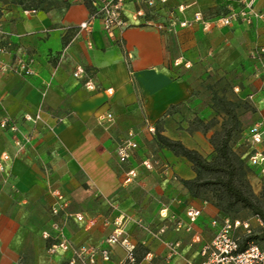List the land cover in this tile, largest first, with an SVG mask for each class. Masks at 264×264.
I'll use <instances>...</instances> for the list:
<instances>
[{
  "label": "crops",
  "instance_id": "1",
  "mask_svg": "<svg viewBox=\"0 0 264 264\" xmlns=\"http://www.w3.org/2000/svg\"><path fill=\"white\" fill-rule=\"evenodd\" d=\"M32 1L0 0V62L12 63L20 57L34 71L28 76L0 72V119L12 118L19 129L14 133L0 128V151L9 155L0 170V264L32 261L26 252L30 241L39 232L55 233L52 222L62 223L64 218L50 215L45 221L48 228L42 230L44 221L40 217L44 204L52 207L66 201L69 210L77 195L93 199L102 195L112 202L102 203L95 212L78 209L71 214L86 213L112 220L121 212L133 219L141 218L154 231L167 225L157 238L141 230L134 221L124 223L127 236L136 243L141 264H183L197 260L202 244L217 231L218 227L211 221L220 216L212 204L193 198L183 187L181 180L195 177L191 163L159 147L154 135L145 130L143 119L150 118L162 135L180 140L186 147L207 156L211 151L207 138L202 135L201 144L195 141L200 136L197 131L175 129L179 127L174 126L178 120L195 112L204 116L209 113V107L197 106L198 99L181 73L188 67L174 62L183 58L191 66V58L203 55L222 74V65L227 63L224 54L235 53L247 57L254 69L253 87L243 91L235 86L239 95L244 93L253 102L255 111L253 121L247 126L249 130L264 117V83L259 70L255 71L263 56H252V51L264 46V20L252 18L249 24L235 21L223 27L212 24L207 29L201 23L184 28L175 25L171 31H161L140 25L144 21L140 18L124 30L116 29L114 38H109L99 20L93 23L90 32L79 31V24L91 13L88 0H41L36 7ZM182 4L184 9L179 12L177 7ZM137 7L133 0L125 2L124 15L128 20ZM254 7L264 13V0H254ZM230 8L238 11L240 5L236 0H167L157 6L153 20L167 21L169 11L174 9L179 19L192 20L194 13L200 11L211 23ZM124 49L130 54L128 63ZM77 66L86 70L87 77H74ZM87 80L93 89L85 86ZM109 88L111 93L106 92ZM37 112L42 117L37 125L23 119L24 115ZM108 113L112 114L110 121L98 119ZM56 118L62 121L57 122ZM130 130L135 132L133 140L138 146L128 163L122 165L116 154L117 142ZM15 139L23 142L21 149L16 147ZM261 145L255 148L264 152V139ZM148 157L168 164L169 174L144 168L141 161ZM127 168H136L138 175L125 185L123 177ZM255 172L256 169L249 180L261 187ZM49 183L53 189L50 187L48 191ZM55 191L61 199L53 194ZM163 208L181 220L184 227L190 225L191 231L184 228L175 231L174 220L159 217ZM189 208L200 211L192 223L186 215ZM73 219L78 230L68 233L66 225L63 229L73 246L106 247L111 224L104 227L99 219L94 227L87 228ZM196 236L198 242L194 241ZM166 242L179 243L178 254L170 259H166ZM47 245L43 238L37 243L50 264L70 257V252L62 251L51 255ZM147 252L153 256L151 260L145 258ZM123 256V248L114 245L110 260L98 257L96 264H118Z\"/></svg>",
  "mask_w": 264,
  "mask_h": 264
},
{
  "label": "built area",
  "instance_id": "2",
  "mask_svg": "<svg viewBox=\"0 0 264 264\" xmlns=\"http://www.w3.org/2000/svg\"><path fill=\"white\" fill-rule=\"evenodd\" d=\"M127 0H88L91 6V13L89 17L81 22L78 26L79 31L90 32L93 23L96 20L101 22L102 28L109 38H114V31L116 29L124 30L126 27L133 24V22L143 18V26H154L161 31H171L175 25L180 27H191L194 23H201L204 29L209 28L212 24L217 27L229 26L235 21H241L249 24L252 18L263 19L264 13L259 12L254 7V0H236L240 5L238 11L230 8L227 13L214 19L211 23L205 20L204 15L197 11L193 15L192 20L179 19L174 9L168 13L167 21L155 22L154 12L157 6L164 5L167 0H133L137 5V9L131 12V20H128L124 15V4ZM184 5H179L177 10L182 12ZM31 12H34L32 10ZM1 32V30H0ZM90 46V44H89ZM124 48V45H121ZM59 55L61 60L64 51ZM2 51V49H0ZM125 61L128 63L130 54L123 50ZM253 57L264 56V46L256 48L252 51ZM175 65H184L190 67L189 62H184L183 58L175 60ZM218 73L219 71L216 70ZM0 72H11L21 76H28L34 73L30 65L20 57H16L12 63H1ZM258 74L261 76L264 83V60L261 59ZM77 79L87 77L86 70L77 66L73 72ZM85 86L93 89L94 86L87 80ZM235 92L239 91L238 87L233 88ZM106 92L111 93V88ZM250 98V97H249ZM112 114L98 116L100 121H110ZM23 119L30 122L34 126L42 121L41 113L37 112L34 115L26 114ZM57 122H61L62 118H56ZM143 126L148 133L154 135L156 132V124L150 118L143 119ZM0 128L10 132L18 133L19 129L16 122L8 117L3 116L0 119ZM135 132L130 130L126 136L120 138L117 142L116 154L120 164L128 163L136 150L138 144L133 140ZM264 139V117L254 122L248 131L244 133L245 145L250 148V155L248 162L252 169H256L255 174L259 177L262 184H264V152L255 148L263 142ZM14 143L18 149L23 147V142L20 139H15ZM9 159V155L0 151V170L2 169V162ZM141 165L147 170H159L161 174H169V165L161 163L153 158H146L141 161ZM138 172L136 168H127L124 170L123 184L127 185L132 183L137 177ZM57 199H61L59 192H53ZM68 202H57L51 207V213L54 217L73 215L78 221L84 223L87 228L94 227L99 219L101 224L106 227L112 225V231L105 239L106 247H95L91 245L73 246L64 234L62 223L59 220H54L51 228L55 233L43 231L42 237L48 242L47 251L51 255L58 252H70V257L67 259L66 264H96V260L100 257L104 261L110 260L111 246L119 245L123 248L124 256L118 264H141L137 258V246L127 236L123 225L126 221H134L135 224L151 237L159 238L166 230L167 225L161 226L157 231H154L149 225L145 224L141 218L133 219L132 217L119 212L110 220L108 217L103 216H89L86 213L68 212ZM200 214L198 209L189 208L186 210V215L190 222H194L196 217ZM159 217L167 220H174V230L179 231L184 228L186 231H191V226L184 224L181 220L175 219L174 215H169L167 209L159 211ZM213 226H217V231L214 233L211 240L202 244L199 257L195 261H186L183 264H264V246L258 242L247 239L254 234L264 232V221L259 216H251L250 218H230L220 217L214 218L211 221ZM194 241L198 242L199 238L194 237ZM167 248L166 259H170L178 254V242H166ZM145 258L151 260L153 258L150 252L145 254Z\"/></svg>",
  "mask_w": 264,
  "mask_h": 264
},
{
  "label": "rangeland",
  "instance_id": "3",
  "mask_svg": "<svg viewBox=\"0 0 264 264\" xmlns=\"http://www.w3.org/2000/svg\"><path fill=\"white\" fill-rule=\"evenodd\" d=\"M211 15V14H210ZM212 14L211 16H214ZM200 56V55H199ZM225 65H222V74L217 73L208 61H205L203 55L201 57H194L192 64L188 68H183L181 72L188 80L191 88L192 95L198 99L197 106L201 109L209 107V113H204V116H200L195 112L191 113L189 117L183 120H178L174 126L192 133L197 131L200 136L195 139L196 142L202 144V135L207 138V141L211 147L210 153L207 155L208 159L214 156L213 146L211 144V137L214 133L221 132L223 129L234 126L233 140L239 141L247 131V126L253 121L252 112L255 109L252 107L253 102L244 97L243 94L239 95L238 92L234 91L235 86H239L243 91L248 87H253L254 82V69L253 64H250L243 54H224ZM264 60V56L262 58ZM249 63V64H248ZM259 68L255 71H258ZM228 102L229 107L234 108L237 116V123L231 121L228 115L224 111V103ZM207 115V117H206ZM261 145V144H259ZM262 146V145H261ZM192 167V165H191ZM193 169V167H192ZM82 178V177H81ZM160 181V180H157ZM182 184V182H181ZM86 185V183H84ZM183 185V184H182ZM52 188L50 183L48 184V191ZM256 194H260L261 187L257 186L256 183L252 185ZM53 189V188H52ZM211 201V204L215 207V201L213 199L212 192H206L203 195ZM112 202L110 198H105L102 195H96L95 199L89 196L77 195L69 208V212L72 213L78 209H85L86 211L95 212L100 209L102 203L109 205ZM44 213L40 217L43 220L42 230L47 229L45 221L52 216L51 206L48 203L44 204ZM216 208V207H215ZM219 216L223 214L231 216H237L242 219L250 218V212L247 209L236 207L230 211H222L216 208ZM222 211V212H221ZM73 215H67L63 218L62 226L67 227V232H76V222L73 219ZM46 227V228H45ZM43 238L42 232H39L35 238H33L29 246L26 247V252L30 254L32 261L28 264H50L49 258L44 252V249H40L37 246L38 241ZM44 239V238H43ZM261 245H264V240H260ZM56 264H66V261L58 262Z\"/></svg>",
  "mask_w": 264,
  "mask_h": 264
},
{
  "label": "trees",
  "instance_id": "4",
  "mask_svg": "<svg viewBox=\"0 0 264 264\" xmlns=\"http://www.w3.org/2000/svg\"><path fill=\"white\" fill-rule=\"evenodd\" d=\"M32 2L36 7L41 0ZM224 105L226 115L236 124L238 120L234 108L229 107L228 102ZM234 128V126L227 127L211 137L214 150L211 159L195 149L186 147L180 140L162 135L157 124L154 139L159 147L166 148L191 163L195 177L183 179L181 182L193 198L211 204V201L203 195L212 192L216 208L224 212L236 207L247 209L250 216H259L264 221V184L261 186L260 194H256L249 180V175L253 173L248 162L250 150L245 145L244 135L237 142L233 140ZM220 217L229 216L223 214ZM247 239H252L261 245L260 240H264V232L251 235Z\"/></svg>",
  "mask_w": 264,
  "mask_h": 264
}]
</instances>
